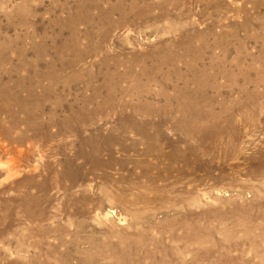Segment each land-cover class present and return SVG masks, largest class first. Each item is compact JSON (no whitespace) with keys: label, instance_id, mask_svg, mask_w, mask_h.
Here are the masks:
<instances>
[{"label":"rangeland","instance_id":"374dc122","mask_svg":"<svg viewBox=\"0 0 264 264\" xmlns=\"http://www.w3.org/2000/svg\"><path fill=\"white\" fill-rule=\"evenodd\" d=\"M261 176L264 0H0V264H264Z\"/></svg>","mask_w":264,"mask_h":264},{"label":"bare ground","instance_id":"6f19581e","mask_svg":"<svg viewBox=\"0 0 264 264\" xmlns=\"http://www.w3.org/2000/svg\"><path fill=\"white\" fill-rule=\"evenodd\" d=\"M171 157H172V155H171ZM261 177H264V176H261ZM252 179H253V178H252ZM249 184H250V183H249ZM255 184H257V183H255ZM253 187H254V186H253ZM260 195H262V194H260ZM262 197H263V196H262ZM140 198H141V197H140ZM181 198H182V197H181ZM259 201H260V199H259ZM128 205H129V203H128ZM259 205H260V204H259ZM262 205H263V204H262ZM174 207H175V206H174ZM250 207H252V206H250ZM260 207H261V206H260ZM252 208H253V207H252ZM252 208H251V209H252ZM261 208H263V207H261ZM261 210H262V209H261ZM261 210H260V211H261ZM261 213H262V211H261ZM261 213H260V214H261ZM253 214H254V213H253ZM263 215H264V214H263ZM252 216H253V215H252ZM259 216H260V215H259ZM253 217H254V216H253ZM250 219H251V218H250ZM257 219H258V218H257ZM260 219H261V218H260ZM263 220H264V219H263ZM253 222H254V221H253Z\"/></svg>","mask_w":264,"mask_h":264}]
</instances>
